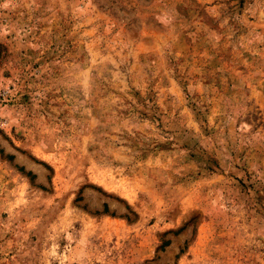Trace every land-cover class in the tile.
<instances>
[{"label":"rangeland","instance_id":"374dc122","mask_svg":"<svg viewBox=\"0 0 264 264\" xmlns=\"http://www.w3.org/2000/svg\"><path fill=\"white\" fill-rule=\"evenodd\" d=\"M0 264H264V0H0Z\"/></svg>","mask_w":264,"mask_h":264},{"label":"trees","instance_id":"16d2710c","mask_svg":"<svg viewBox=\"0 0 264 264\" xmlns=\"http://www.w3.org/2000/svg\"><path fill=\"white\" fill-rule=\"evenodd\" d=\"M168 244H169V242L164 243V247H165V246H168Z\"/></svg>","mask_w":264,"mask_h":264}]
</instances>
